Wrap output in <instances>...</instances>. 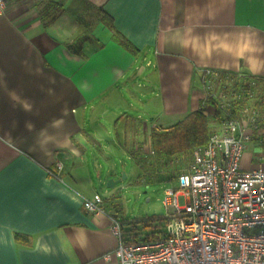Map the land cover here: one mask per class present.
Masks as SVG:
<instances>
[{"label": "crops", "instance_id": "crops-1", "mask_svg": "<svg viewBox=\"0 0 264 264\" xmlns=\"http://www.w3.org/2000/svg\"><path fill=\"white\" fill-rule=\"evenodd\" d=\"M7 1L0 16V264H118L104 257L119 242L110 229L119 213L108 203L115 188L101 195V213L83 200L108 179L106 186L117 182L115 164L125 155L137 168L130 151L140 145L125 139L132 124L146 135L139 150L147 153L153 128L199 108L201 69L264 77V0H84L111 22L86 19L91 38L80 54L67 47L81 33L71 21L58 15L44 25L35 0ZM52 1L80 23L70 10L79 2ZM116 32L138 51L120 45ZM248 146L241 167H263L264 142Z\"/></svg>", "mask_w": 264, "mask_h": 264}, {"label": "built area", "instance_id": "built-area-1", "mask_svg": "<svg viewBox=\"0 0 264 264\" xmlns=\"http://www.w3.org/2000/svg\"><path fill=\"white\" fill-rule=\"evenodd\" d=\"M7 2L0 0V16ZM199 74L202 100L216 98L225 111L228 98L215 88L218 70L205 68ZM246 94L252 98L250 90ZM257 114L245 107L239 118L224 115L220 128L193 151L176 186L164 190L165 234L124 242L120 221L113 218L110 229L119 242L104 257H114L118 264H264V166L241 167L258 126ZM102 205L98 193L83 200V207L94 214L104 211Z\"/></svg>", "mask_w": 264, "mask_h": 264}, {"label": "trees", "instance_id": "trees-1", "mask_svg": "<svg viewBox=\"0 0 264 264\" xmlns=\"http://www.w3.org/2000/svg\"><path fill=\"white\" fill-rule=\"evenodd\" d=\"M76 1L79 3L75 7H70V10L80 22V24L84 26V30L79 33L74 38V41L69 43L67 47L70 49V51L80 54L82 43L91 38V35L89 34V26L87 25L88 21L94 20L98 23L110 26L111 19L105 12L94 9L86 1ZM47 5L51 6L53 9L50 13L45 12V14H43V12H40V19L44 25H47L50 23V21L56 19L60 12L67 11V9L63 7L61 3H55L52 0H49V4ZM87 12L90 17L84 18L87 16ZM113 37L123 47L130 49L134 53L138 51L126 38H124L119 33L116 32ZM216 81L217 83L215 88L220 91H222L221 89L223 87L225 89L231 88L229 95L228 93L224 92L225 96L228 98L226 110L222 111L223 109L218 99L207 96L204 100L200 101V106L197 110L187 113L184 117L177 120L171 126L161 129L153 128L149 134L151 147L150 154H147L148 156L145 157V154L141 153L139 149V152H136L135 150L130 151V155L136 162V165L139 166L142 164L140 157L141 159L145 157L144 160L148 158L149 162L145 160L147 164L158 165H166L170 161H174V159L179 160L181 157L189 159L196 148L204 146L207 143L212 132V120L219 119V121H221L226 114L233 118H239L241 111L245 107H247L250 112L252 111V113L255 111L258 113L255 120V123L258 126L255 130H253V136H257L258 130L263 127L264 123V77L218 70ZM226 81L228 82L227 84H225ZM247 89L251 91V99H249L246 94ZM249 100H251L252 104L247 105ZM146 170L147 169L145 168V171ZM141 173L144 174L143 171ZM165 179L166 181H169L170 178L166 175ZM157 220L165 227V216L158 218ZM120 224L124 242L148 241L165 234L164 228L163 230L161 227H158L157 229L153 228L151 226L150 220L142 221V225H139L135 221L125 220L122 222L120 221ZM144 227H149L150 229L146 231ZM16 235H18L17 238L20 239L19 234Z\"/></svg>", "mask_w": 264, "mask_h": 264}, {"label": "rangeland", "instance_id": "rangeland-1", "mask_svg": "<svg viewBox=\"0 0 264 264\" xmlns=\"http://www.w3.org/2000/svg\"><path fill=\"white\" fill-rule=\"evenodd\" d=\"M35 4L38 6L39 12H48L47 8H45V3L43 0H35ZM57 20H64L71 21L75 28L79 29V32L83 31V27L75 23L73 18L69 15L67 17L65 12H60ZM41 14V13H40ZM68 21V22H69ZM55 23V22H54ZM78 25V27H77ZM98 30V24L96 23L91 27V32L95 33ZM223 92L228 93L231 91V88L225 89L224 87L221 89ZM228 91V92H227ZM254 91V90H253ZM203 92V89H202ZM256 93V92H255ZM204 94V93H203ZM202 94V95H203ZM203 98V96H202ZM250 99V98H249ZM251 100L248 101L247 105H250ZM133 126L130 129L129 137H125V139L128 141L132 139V143H137L140 145L138 149H141V145H147L146 143V135L144 136L141 134L142 128L134 123ZM212 130H215L217 128H220V121L219 119L212 120L211 121ZM248 130H250L248 127H246ZM139 133V136H136V134ZM253 136V135H252ZM247 147L245 149V152H252V148L248 146L249 144L255 142H264V123L263 127L258 130L257 136L252 137L249 140ZM144 147V146H143ZM135 150L136 152H139V150ZM141 151H143L141 149ZM143 153V152H141ZM254 153V151H253ZM256 153V151H255ZM145 154V157L148 156L147 154H150V151ZM139 156V155H138ZM150 156V155H149ZM143 157L141 160V163L139 166L137 165V168L134 164H131L130 160L127 159V156L125 155L124 159L115 164V168L117 169V173L113 175L114 179L113 181H117L114 183V185L111 187L105 185L98 189L100 192V195L106 196V190L109 188L113 189L115 188L116 195L109 198V205H115V209H117V213H119V217L117 218L119 221H135L139 225H142V221L144 220H150L151 226L155 229L158 227H161L163 230L164 225L159 223L157 220L158 218H162L166 215L165 206L162 203L163 197H164V190L167 189L169 186H176V178L178 174L187 167L189 160H191V157L189 159H186L184 157H181L179 160L174 159V161H170L166 165H158V164H147L146 161H148V158L144 160ZM118 160V158H117ZM149 162V161H148ZM104 166V165H103ZM160 166V167H159ZM153 167V168H151ZM145 168L147 169L145 171ZM144 172L142 174L141 172ZM141 173L140 177L138 176L136 178V174ZM169 176V181H166L165 176ZM138 179V180H137ZM180 203H182V198L179 199ZM123 219H121V217ZM146 231H148L149 227H144ZM144 229V230H145Z\"/></svg>", "mask_w": 264, "mask_h": 264}, {"label": "water", "instance_id": "water-1", "mask_svg": "<svg viewBox=\"0 0 264 264\" xmlns=\"http://www.w3.org/2000/svg\"><path fill=\"white\" fill-rule=\"evenodd\" d=\"M110 183H112V182L109 181L107 185L110 186L111 185Z\"/></svg>", "mask_w": 264, "mask_h": 264}]
</instances>
